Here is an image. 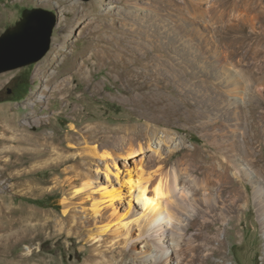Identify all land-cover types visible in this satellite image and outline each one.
Returning a JSON list of instances; mask_svg holds the SVG:
<instances>
[{
	"label": "rangeland",
	"instance_id": "rangeland-1",
	"mask_svg": "<svg viewBox=\"0 0 264 264\" xmlns=\"http://www.w3.org/2000/svg\"><path fill=\"white\" fill-rule=\"evenodd\" d=\"M35 7L56 15L50 48L0 73V117L51 116V125L26 122L31 133L62 132L71 122L78 132L88 121L114 129L93 137L80 131V145L97 154L60 178L59 168L36 161L14 176L12 153L2 156L10 165L0 163V264L23 256L28 264H147L145 238L127 245L149 219L125 182L129 171L151 177L146 196L164 214L173 209L154 196L158 180L163 190L176 184L204 197L180 234L162 227L169 255L187 264H264L252 193L260 180L264 199V0H0V35ZM50 56L49 74L40 75ZM57 71L68 91L50 98L53 84L45 83ZM126 123L142 132L126 133ZM199 153L229 155L216 161L215 204L206 202ZM19 158L27 164V154ZM242 165L251 179L241 177ZM113 185L122 195L105 202L99 190Z\"/></svg>",
	"mask_w": 264,
	"mask_h": 264
},
{
	"label": "bare ground",
	"instance_id": "bare-ground-1",
	"mask_svg": "<svg viewBox=\"0 0 264 264\" xmlns=\"http://www.w3.org/2000/svg\"><path fill=\"white\" fill-rule=\"evenodd\" d=\"M53 60H54V56H50V58L47 61H43L41 64L39 63L40 71L39 70L38 71L40 75L41 74L44 75L46 72L47 73L49 72L48 68L52 65ZM64 78L65 77H63V80ZM58 79H59V72L57 71L54 74L50 73V76L46 80V83H45L46 86L48 85L49 87L50 83L53 84L49 91L50 98L51 96L57 93L63 94L64 96V94L68 91L67 90L68 85L67 86L65 85L67 88L62 87L59 82L60 79L59 80ZM39 96L42 97L43 95L40 94ZM65 103H66L65 104L66 106H63V107L66 108L68 105V101L66 100ZM35 105H37V103H35ZM35 111L33 112V114L29 115V117L25 120L24 123H20V121L15 117V115L11 113H6V115H4L3 117H0V163L10 165V163H8L6 159H3L2 156L4 157V154H6L7 152L12 153V160H11L12 166L16 167V170H15L16 175L14 176L18 175L17 172H20V175H21L25 173L27 169L28 170L31 169L34 165L33 163L36 161L38 164L44 163V165L52 166L54 168H59L58 175L60 178L65 172L70 171V168L75 170L77 168L82 167L84 163L83 162L84 159H89L88 162L92 161L94 159V156L97 154L96 148L87 147V146L85 147V146L80 145V142H79V138L81 137L80 131L82 132V134L85 132L88 134V136L93 137L94 135H97L102 132L104 133L108 131L110 132V130L112 129L111 128L109 130L106 127H102L98 124H92L91 121H88L89 123L87 125H84L83 128H81L80 131L78 132H76L77 130H74L76 127L75 123L71 122L68 125L67 130L62 131V132H59V131L56 132L53 130L48 132L47 130L42 129L37 132L31 133V132H28L26 128V122H37L38 125H40L41 127L43 124L51 125V120H50L51 116H49L48 114L38 115L36 114ZM126 124L127 125L123 129L126 133L128 134L131 133L135 136L136 133L140 134L142 132V130L138 128L137 126L130 125L129 123H126ZM73 140H75V142H72ZM7 143H11V146H7ZM68 148L69 149L70 148L79 149V151L76 153H69V152H66V149ZM25 154H27V164H24V162L20 160L21 158H19L20 156L25 155ZM197 155L199 157V160H201L204 163L205 171H206V179H207V180L205 179L206 202L209 201L210 203H214L215 201L214 192H212L213 186H212L211 180L214 177L213 176L214 173H216L217 175L221 174V172L217 168L218 164L216 163V161L218 160L221 162V160H229V155H224V153H222V155L220 154L217 156L209 155L208 160H205L204 158H202V155L200 153ZM67 162H69V164H67ZM238 169L240 170V174H242L241 177L243 178L251 177L252 178L251 171H248L247 167H245L244 165L239 166ZM179 171L180 170L175 171V175L177 179H179L178 174H177L179 173ZM127 174H128V177L126 178L127 180L125 182L129 184L131 188H135L136 198L138 199L139 204L141 205L140 207L142 208L143 214L147 215L149 218L145 231L143 233L137 234L135 237H131V238L129 237L130 239L127 241V245L135 244L137 243L138 239L145 238L146 241L150 243L149 245L151 247H150L149 252L142 255L141 258L147 264H187L184 261V258L182 259L181 256L169 255L168 244L170 243V241L168 243L166 240V236L160 231L163 226H166L169 228H174L176 230V233L179 231L178 234H180L181 229L186 223L185 222L186 218L188 217L190 218L191 216L194 215L196 204L200 201V199L203 201L204 197L198 199L194 191H192L191 189H184L182 186L176 185V184L171 186L169 190H163V186L159 183L160 180H158L152 190L154 196H159L160 198H163L164 200H166V207H171V210L173 209L172 215H170L168 211L166 212V214H164L162 213L157 200L154 197L146 196L147 182H149V178L151 177H146L143 180L141 178V175L139 174L137 175L136 178H134V175L130 171ZM214 179L215 178H213V180ZM233 187H234V192L239 194L240 188L234 185ZM252 188H253L252 193H253V198H254V204L256 205L257 214L261 221V228L264 232V199H262V190H261L263 188L262 182L260 180H256V184L254 185L252 184ZM118 189L119 188L117 186L113 185L111 189L108 187H102L99 191L101 192V197L105 198L104 201L111 203L113 197L118 198L120 197V195H122V194H119L120 190ZM170 197L172 200L171 203L167 201V198H170ZM245 200H247V196H245ZM99 204H100V201L94 202L92 204V206L94 207L93 208L94 211H98ZM214 204H213V208H214ZM197 206L199 207L200 205H197ZM209 206L210 205L208 204V207ZM139 218H138V221H140ZM122 221H123L122 219H119L117 222L119 223ZM126 224L127 222H125V225ZM105 229H103V231H105ZM127 232H128V229H127ZM127 254H128V250H124L123 255H127ZM13 259L15 260V262L14 261L13 262L16 264H28V262L30 261V257L28 256H23L22 259H16V257ZM217 264H223V261H219L217 262Z\"/></svg>",
	"mask_w": 264,
	"mask_h": 264
},
{
	"label": "water",
	"instance_id": "water-1",
	"mask_svg": "<svg viewBox=\"0 0 264 264\" xmlns=\"http://www.w3.org/2000/svg\"><path fill=\"white\" fill-rule=\"evenodd\" d=\"M56 15L45 8L26 10L23 18L0 35V73L40 60L49 50Z\"/></svg>",
	"mask_w": 264,
	"mask_h": 264
},
{
	"label": "trees",
	"instance_id": "trees-1",
	"mask_svg": "<svg viewBox=\"0 0 264 264\" xmlns=\"http://www.w3.org/2000/svg\"><path fill=\"white\" fill-rule=\"evenodd\" d=\"M27 87H29V79H27V83H26V85H25V89H26Z\"/></svg>",
	"mask_w": 264,
	"mask_h": 264
}]
</instances>
